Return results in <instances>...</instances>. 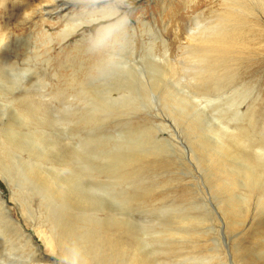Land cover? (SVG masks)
I'll list each match as a JSON object with an SVG mask.
<instances>
[{"label":"rangeland","instance_id":"obj_1","mask_svg":"<svg viewBox=\"0 0 264 264\" xmlns=\"http://www.w3.org/2000/svg\"><path fill=\"white\" fill-rule=\"evenodd\" d=\"M126 1L130 26L155 39L159 60L164 37L167 54L176 59L171 67L191 17L200 11L201 20L210 19L211 9L223 6L220 0ZM42 2L51 0H0V197L15 225L57 264H119L126 258L115 249L108 263L101 250L87 248L94 262H75L67 252L82 247L84 230L118 232L128 243L127 258L135 255L142 264H154L156 257L161 264H264V29L239 74L225 60L222 70L203 74L207 94L199 90V97L189 98L175 85L179 78L162 73L165 66L160 75L150 71L154 54L149 47L143 51L141 41H122L131 59L136 52L137 64L130 69L122 63L125 71L114 64L108 53L116 41L98 33L114 18L85 27L90 40L80 43L86 35L77 32L60 45L66 14L45 16ZM81 10L77 5L69 15ZM140 17L149 22L145 27ZM32 20L42 32L31 29ZM251 172L263 174L257 179ZM20 201L28 203L29 217ZM35 221L71 229L74 235L62 234L63 253L44 245ZM170 246L178 251L168 260Z\"/></svg>","mask_w":264,"mask_h":264},{"label":"bare ground","instance_id":"obj_2","mask_svg":"<svg viewBox=\"0 0 264 264\" xmlns=\"http://www.w3.org/2000/svg\"><path fill=\"white\" fill-rule=\"evenodd\" d=\"M134 1L135 0H130L129 2L134 3ZM220 1L223 2L222 9L218 10L217 8H212L211 9L212 14L210 15V19L204 18L201 20L199 18V16H201V12L199 11L198 13H196L194 16L191 17L189 22L186 23V25H185L186 41L180 42L181 39L179 40V43L177 46V47H179V53H178L179 58L177 59V63L173 64V67H171L170 62L173 60L176 61V59L171 58L172 56L170 57L167 54L166 48L168 46H167V42L165 41L163 36H161L162 37L161 39L163 41V46H164L163 49L165 52L162 54V60H159V58L157 56H155V54L153 53V46L155 45V42H156L155 39H151L150 36L145 32V29H143V30L141 29V32L138 33L137 28L130 26L132 21L130 19H128L127 10L124 9V7L126 6L125 2H127L126 0H51V2H48V3L42 2L44 4H41L42 7L40 9L42 11L41 13H43L45 16L50 15L56 11H58L59 13L64 12L66 14V19L68 21H67L66 25L57 34V36L60 39V40H58L60 45L65 42L64 40L68 39L70 34H74V33L78 32V34L80 33L81 36L83 34L86 35L85 27L91 26L92 23L98 22L100 20H106L109 18H114L115 19L114 22L107 24V25L104 24L100 28L98 27L99 28L98 33L102 34L101 31H103L104 35L106 34V36H109V37L113 36L114 40L116 41L115 44H111V46H110L111 52L108 53L109 58L116 60V62H114V64H117L116 66L119 65V68L121 65L122 69H123L122 63L124 64V66H127L125 68H130V67L134 66V64H137L138 63V57L137 58L135 57L136 52L134 50L131 52L132 58L133 59L135 58V60L131 59L130 55H129V51L124 50L126 48L127 44L122 43V41L125 38H127V41L131 42V43H133V41L135 42L136 40L141 41V44L143 45V51L145 48L149 47L146 50H148L149 52L154 54L153 57L151 56L152 58H154V63L152 62V64H150V66H153L154 70L150 68V71L151 72H157V74L160 75L161 74L160 70H162L161 67L165 66V68L163 67L165 69V71L163 70L164 72H162V73L165 75H168L167 74V72H168L173 77H176L177 79L181 78L183 82H186V84L182 85L183 86L182 87L179 79L177 80V83H176V81L173 82L174 78L171 76L173 78V79L171 78L172 82L176 83L175 85L179 88V90L182 92V94L185 96L187 93V96L189 98H191V97H199L198 95L194 94V92H198L199 90H201V91L203 90L206 93V89H208L209 81L203 79L204 78L203 74L209 73L215 67L219 68L217 70H222L221 66H223V64H225L226 61H229V64H230V62H232V65L234 64V66L236 67L235 74H233V75L235 76L236 74H239L240 69L237 67L239 66L240 63H242L246 59L250 60L251 58H249L247 55L252 54L253 48H256V46L254 44L255 35L257 34V32L263 33L261 30L264 28L261 27L260 24L264 23V0H220ZM95 2H97V3H95ZM159 2H161L162 3L161 5H163L166 2V0H165V2L164 1H159ZM96 4H99V5H96ZM100 4H102V5H100ZM77 5L82 6V10L79 11L80 13L76 14V15H74V14L69 15V12L73 11L74 7ZM194 5L195 4H193L192 6H194ZM44 6H46V8ZM70 8L72 10L68 11V9H70ZM189 9H190V7H189ZM153 15H154V13L152 12L151 16L153 17ZM142 18L143 17H140V19H138V24H139V26L142 25L143 27H145L149 22H147L146 20H143ZM258 20H260V22H258ZM153 24H154V22H153ZM36 25H37V22H34L32 20V23L30 26L31 29L34 28ZM36 27L38 29V26H36ZM127 27L133 28V31L126 32ZM148 27H149V25H148ZM155 28L159 31V29L156 26H155ZM177 28L180 29L181 27L179 25H177L175 27V29H177ZM37 31H38V33L42 32V29L40 28ZM128 33H131V34H128ZM158 34L156 36L160 37L161 34H159V35ZM143 35H145V36L147 35V36L145 39L142 38L140 40L138 38V36L144 37ZM30 36H31V33L29 32L27 37H23V38L28 39V38H30ZM44 36L46 38H53L51 34H44ZM89 36H91V35H86L81 40L79 39L80 43H82V41H85V40H90L92 38V36H91V38ZM55 38H57V37H55ZM113 38L111 40H113ZM16 39H17L16 44L20 43V41L22 40V38L20 36H17ZM115 45H118L117 46L118 49L117 48L115 49L113 47ZM133 48H135V47H133ZM117 50H119V52H117ZM149 55H151V54H149ZM115 57H117L119 59H116ZM158 62H161L162 64H158ZM222 62H225V63H222ZM228 68L230 69L229 66H228ZM123 71H125V70L123 69ZM165 75H163V77H166ZM166 79H168V78H166ZM148 80H150V79H148ZM152 81H154V80H152ZM158 82L157 83L152 82L153 87H157V85L156 86H154V85L158 84ZM163 82H164V80H163ZM150 83L148 82L149 86H150ZM231 83H233V82L228 81L227 84H225V85L231 86ZM188 84H189V86H188ZM212 84L216 85V83H214V82ZM190 90H192V91L189 92ZM22 91H24V90H22ZM181 92H179V93H181ZM18 101H19V103H21V100H18ZM31 107H33V106L31 105ZM262 174H260V173L256 174L254 172L253 173L251 172V175L257 179H260ZM248 176L250 177V175H248ZM258 181L259 180H257V182ZM256 204H257V202H255V205ZM17 205L20 207L23 214H25L27 217L30 216L29 211L27 210L28 203L26 204L25 202L20 201L19 203H17ZM58 207H60V209H62L61 208L62 206H58ZM44 208H45V206H44ZM47 208H49V204H48ZM32 211H34V210H32ZM49 211H50V209H49ZM57 213H58V211H57ZM235 214H236L235 217L239 216L238 213H235ZM261 215H262L261 218L263 220L262 222H263V226H264V211H261ZM27 219H29V218H27ZM45 219H47V217ZM61 223H56V221H55V222L50 223V225H46L45 227L42 228L41 224H37L36 221L34 222V225L37 226L36 232H37L38 237L44 243V245H48L50 247L49 248L50 251L54 252V250H60L59 246L63 245L62 244V241H63L62 234L64 233V235L66 236L67 234L71 233V231H70L71 229L70 230L66 229L65 226L63 225V223H62V225H61ZM97 223H99V222H97ZM100 224H101V222H100ZM102 225H104V224H101L100 226H102ZM30 227H32V226H30ZM56 227H59L58 229H61L60 233L57 232L58 234L53 233V228H56ZM94 228H95V226H94ZM100 229H101V227L100 228L98 227V230H100ZM171 230H169V231H171ZM90 231L84 230V231L79 233L80 238L82 240L80 242L82 244V247L80 249H78L76 252H67L68 256L72 260H74L75 262L80 263L83 259H85V261L88 259V262H90V263L94 262V257L93 256L89 257V254L87 252V248H89V251H90V249L92 250V249L97 248V249L101 250L102 255H104V256H102V259H106L108 261V263L114 259L113 256H114V253H116L115 249H119V250H117V251H119L118 253H120L122 255V257H123V255L126 256V258L123 257L124 259L119 258L121 260L119 262V264H142L141 259H138L137 257H135V255H132L131 257L127 258L128 257L127 251L129 248V247L127 248L128 243H126L127 242L126 240H125L126 241L125 242L121 239V237L117 234L118 232L116 233V232H112V231H93L90 234L89 233ZM54 232H56V230H54ZM72 235H74V234H72ZM259 235H261V234H259ZM92 236H94V237H92ZM171 236H174L173 232L171 233ZM143 239L144 238H142V239L140 238L139 243L146 242ZM154 239H156V238H154ZM93 241H94V243H93ZM64 244H66V243H64ZM263 244H264V241H263ZM170 247H169V251L168 252L166 251L167 253L165 254L166 257L169 258L168 260L175 258V256L177 255V251H178L175 249L176 247L175 248H173L172 246H170ZM259 248H260L261 252L264 253V247L262 246ZM61 252L63 253L64 249L60 250V253ZM60 253H58V254H60ZM158 259L156 257L154 264H161L162 263L160 261V259L159 260ZM20 263H22V264H57V262L54 261V259L51 258L50 255H45L43 252L40 251V249L37 246V243H35L33 241L32 237L28 231L22 229L20 226L15 225L13 216L11 215V213H9L8 208L6 207L5 203L2 201V199L0 197V264H20Z\"/></svg>","mask_w":264,"mask_h":264}]
</instances>
